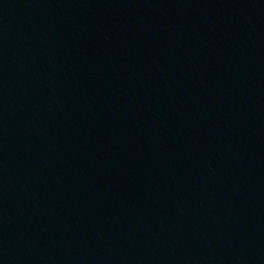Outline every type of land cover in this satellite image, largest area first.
Segmentation results:
<instances>
[{
  "label": "water",
  "instance_id": "1",
  "mask_svg": "<svg viewBox=\"0 0 264 264\" xmlns=\"http://www.w3.org/2000/svg\"><path fill=\"white\" fill-rule=\"evenodd\" d=\"M156 264H264V146Z\"/></svg>",
  "mask_w": 264,
  "mask_h": 264
}]
</instances>
